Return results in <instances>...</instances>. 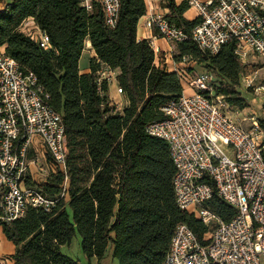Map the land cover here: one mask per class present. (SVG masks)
<instances>
[{"label":"trees","instance_id":"16d2710c","mask_svg":"<svg viewBox=\"0 0 264 264\" xmlns=\"http://www.w3.org/2000/svg\"><path fill=\"white\" fill-rule=\"evenodd\" d=\"M160 2L175 28L188 34L197 23L185 19L186 1ZM145 13L144 0H119L117 23L108 28L99 5L86 12L79 0H12L0 11V53L36 76L48 105L62 118L68 149L67 199L50 213L28 209L22 219L0 220L2 233L15 246L14 264H79L60 252L77 234L87 261H101L112 246L117 264H162L181 224L206 244L207 227L176 206L175 167L167 144L146 133L149 124L163 120L161 109L183 88L175 72L163 62L155 64L149 42L137 41L136 26ZM27 19L47 34L51 51L41 50L20 31ZM86 40L96 58L89 61V73L80 74ZM176 48L174 62L191 57L214 73L217 95L226 96L230 106L246 107L236 91L246 65L236 57L233 41L213 56L190 41ZM101 66L118 71L117 84L127 103L121 113L110 105L106 84L103 95L98 94ZM260 125L264 129V122ZM61 182L60 176L52 178L42 186L43 193L58 197ZM208 207L224 222L235 215L215 190Z\"/></svg>","mask_w":264,"mask_h":264},{"label":"built area","instance_id":"2783aa9c","mask_svg":"<svg viewBox=\"0 0 264 264\" xmlns=\"http://www.w3.org/2000/svg\"><path fill=\"white\" fill-rule=\"evenodd\" d=\"M185 1L197 19L188 34L159 14L146 15L144 27L168 45L190 41L201 53L212 56L233 41L234 53L243 66L249 59L264 60V0ZM95 5L101 7L105 25L114 28L119 0H79L86 12ZM37 30L36 36H29L41 50L51 51L47 34ZM185 62L194 61L184 56L178 65ZM175 73L181 85L192 92L170 100L161 109L163 120L149 124L146 133L168 146L175 167L177 208L205 227L215 228L202 245L186 225H178L162 264H264V129L253 121L252 129L244 130L227 115L211 73L191 77L182 68ZM117 74V70L101 66L95 82L99 95H103V84L108 89L113 85L118 96L123 94ZM241 79L246 88L264 97V85L255 86L249 76ZM48 99L33 73L22 72L13 58L0 53L1 221L22 219L28 209L50 213L67 199L65 129ZM120 104L110 103L116 112L121 110ZM34 176L42 177L46 184L60 176L59 196L50 198L42 186L27 185L28 178ZM213 190L234 210L229 222L209 209Z\"/></svg>","mask_w":264,"mask_h":264},{"label":"rangeland","instance_id":"374dc122","mask_svg":"<svg viewBox=\"0 0 264 264\" xmlns=\"http://www.w3.org/2000/svg\"><path fill=\"white\" fill-rule=\"evenodd\" d=\"M21 31L28 36L29 35L36 36L38 34L37 26L34 27L31 25H26V24L23 25V27L21 28ZM173 47L174 49L172 50L171 55L175 56L177 54V48H176V45H174ZM172 56L170 59L172 60V62H174V60L172 59ZM89 59H90L89 52L84 51L81 56L80 62H79V67L81 68V70L88 67ZM175 68L184 69L185 72L191 77H196L199 73L205 72V71L211 73L215 77L214 73L211 70L204 68L203 65L197 63L196 61L192 63L185 62L183 65H178ZM242 76L244 77L249 76L251 78H254L253 83L255 86L264 85V60L250 59L248 65L244 67V72ZM182 88H183V93L185 95L191 94L192 90L186 87H183V85H182ZM114 90L115 88L112 85L110 87V96H112ZM236 91L238 92V96L240 97V99L245 101L246 107L240 110L236 107L230 106V104L228 103L227 97L220 95V96H223L224 105H226L224 108V111L227 113L229 117H231L233 121L240 124V126L244 130L249 131L250 129H252L253 121H258L259 126L261 127L260 122H264V97L259 94H256L253 88H246L245 83L242 79L241 80L239 79V86L236 89ZM109 102L110 103L115 102L119 104L121 103L120 104L121 107L118 106L119 108H121V110L117 113H121L123 108L127 104L126 99L123 94H121L119 98L112 97L111 99H109ZM68 212L70 214L69 210ZM214 228H215L214 226H209L207 228L208 232L203 237L204 241L208 240V238L210 237V234L208 233H211L214 230ZM80 243H81V238L77 234L71 240L70 244L62 246V248H60V252L64 255H67L77 260L79 264H91L90 262L89 263L86 262L85 257L83 256L81 248H80ZM104 264H110V263L109 261H107Z\"/></svg>","mask_w":264,"mask_h":264},{"label":"crops","instance_id":"0c3cea01","mask_svg":"<svg viewBox=\"0 0 264 264\" xmlns=\"http://www.w3.org/2000/svg\"><path fill=\"white\" fill-rule=\"evenodd\" d=\"M11 1L12 0H0V11L3 10L4 4L10 3ZM183 1H185V0H175V3L177 5H179ZM144 2L146 5V13L144 16H142L139 19V21L137 23L136 39H137V41L147 40L149 42V45L155 54V64L157 66L160 62H163V64L166 66V68L169 72H175V69H176L175 67L178 66V63L172 62V60L170 59L172 56L171 53H172V50L174 49V47L166 44L162 39L157 38L155 31L148 30L143 25L144 17L146 15L159 14V15L165 16L168 13V10L161 6L160 0H144ZM184 17L186 20L191 21V20L196 18V12L193 9L189 8L185 12ZM24 24L36 27V25L32 19H27L21 25L20 31H21V28L23 27ZM84 45H85V47H84L83 52L84 51L89 52V56H90L89 61L92 59H95L96 55L91 48L90 42L88 40H86ZM90 50H91V52H90ZM79 62H80V60H79ZM248 63H249V61H248ZM79 72H80V74H88L89 73V63H88V67H86L83 70H81V68L79 67ZM112 97L119 98L120 96H118L115 93V90H114L112 96H110V87H109L108 98L111 99ZM45 184H46V180L42 179V177H40V176H34L33 179L28 178V180H27V185L43 186ZM14 253H15V246L5 238L4 234L2 233V231L0 229V264H14L13 260L11 259V257L14 255ZM85 260H86V258H85ZM107 261H109L110 264H117V261L115 259H113V257H112V246H110L107 249V253L105 254L104 258L101 261H97L95 258H92L90 261L86 260L87 263L90 262L91 264H104Z\"/></svg>","mask_w":264,"mask_h":264}]
</instances>
